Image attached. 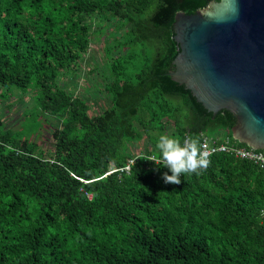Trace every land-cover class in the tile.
<instances>
[{
	"label": "trees",
	"instance_id": "trees-1",
	"mask_svg": "<svg viewBox=\"0 0 264 264\" xmlns=\"http://www.w3.org/2000/svg\"><path fill=\"white\" fill-rule=\"evenodd\" d=\"M219 1L0 0V103L31 92L38 117L59 121L45 154L29 139L39 123L0 118V264H264V169L219 152L166 184L156 149L165 134L234 141L236 118L169 76L176 14ZM94 18L112 38L99 73L109 103L89 115L57 81L75 74Z\"/></svg>",
	"mask_w": 264,
	"mask_h": 264
},
{
	"label": "water",
	"instance_id": "water-1",
	"mask_svg": "<svg viewBox=\"0 0 264 264\" xmlns=\"http://www.w3.org/2000/svg\"><path fill=\"white\" fill-rule=\"evenodd\" d=\"M169 76L206 110L236 118L232 138L264 150V0H220L173 24Z\"/></svg>",
	"mask_w": 264,
	"mask_h": 264
},
{
	"label": "rangeland",
	"instance_id": "rangeland-1",
	"mask_svg": "<svg viewBox=\"0 0 264 264\" xmlns=\"http://www.w3.org/2000/svg\"><path fill=\"white\" fill-rule=\"evenodd\" d=\"M103 26L95 18L90 21L91 38L88 51L76 64L75 74H64L57 81L59 87L88 103L89 115L101 113L109 103L107 95L100 86L102 80L100 74L107 67V60L103 57V48L112 38L109 35L110 29L105 30ZM12 91H14L13 97L8 99L6 104L13 103L14 105L7 108L6 104L0 103V118L4 125L13 131H19L22 130L24 124L31 129L35 123H39L38 129L31 133L29 139L35 142L45 154H48L53 147L51 133L59 126V121L50 116L38 117L37 103L31 92L22 95L17 89ZM20 96H22L21 100L18 99ZM147 142V138L141 140L138 146H135V152L143 151Z\"/></svg>",
	"mask_w": 264,
	"mask_h": 264
},
{
	"label": "clouds",
	"instance_id": "clouds-1",
	"mask_svg": "<svg viewBox=\"0 0 264 264\" xmlns=\"http://www.w3.org/2000/svg\"><path fill=\"white\" fill-rule=\"evenodd\" d=\"M156 149L163 167L171 173L162 174V180L166 184L179 185L181 174H200L210 164L211 153L201 149L197 138L187 137L181 143L178 138L161 135Z\"/></svg>",
	"mask_w": 264,
	"mask_h": 264
},
{
	"label": "built area",
	"instance_id": "built-area-1",
	"mask_svg": "<svg viewBox=\"0 0 264 264\" xmlns=\"http://www.w3.org/2000/svg\"><path fill=\"white\" fill-rule=\"evenodd\" d=\"M201 136V149L210 152V157L215 153H225L235 158L251 161L260 169H264V152L258 151L254 148L241 147L236 140L232 141L230 137L223 132L216 137L206 134H202ZM128 168L129 167H126V170H128ZM260 215L261 225L264 230V208L261 210Z\"/></svg>",
	"mask_w": 264,
	"mask_h": 264
}]
</instances>
